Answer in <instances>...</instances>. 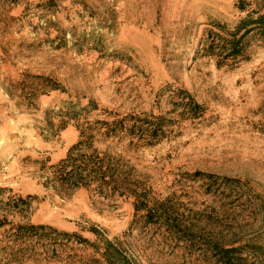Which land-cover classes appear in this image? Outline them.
<instances>
[{
  "label": "rangeland",
  "instance_id": "rangeland-1",
  "mask_svg": "<svg viewBox=\"0 0 264 264\" xmlns=\"http://www.w3.org/2000/svg\"><path fill=\"white\" fill-rule=\"evenodd\" d=\"M235 1L0 0V186L32 196L30 222L92 242L84 227L94 226L134 264H216L211 245L220 233L264 246V43L233 67L194 53L210 21L233 23ZM247 1L264 11V0ZM26 74L64 91L17 97L12 83ZM168 87L186 89L204 114L176 120L149 147L122 151L114 141L109 150L124 155L153 200L200 226L192 242L146 225L131 198L45 185L78 130L70 123L53 133L44 117L56 121L68 102L78 111L88 101L98 108L79 117L164 113ZM51 247L22 264H99L91 247Z\"/></svg>",
  "mask_w": 264,
  "mask_h": 264
},
{
  "label": "trees",
  "instance_id": "trees-1",
  "mask_svg": "<svg viewBox=\"0 0 264 264\" xmlns=\"http://www.w3.org/2000/svg\"><path fill=\"white\" fill-rule=\"evenodd\" d=\"M233 8V23L212 20L203 29L194 50L195 56L212 58L217 67H233L248 58L254 42L264 43V11L253 7L247 0H236ZM12 86L18 89L17 97L29 102L51 91H64L58 82L42 75L26 74ZM11 90L8 89L10 95ZM166 100L169 109L164 113L149 111L93 119L79 117L80 112L88 113L98 108L95 102L88 101L78 111L77 105L68 102L57 110L59 117H55L56 121H53L54 117H44L47 130L53 133L65 129L70 123H74L78 130V139L65 156L49 165L45 185L58 194H62L61 188L71 191L93 188L100 194L131 198L135 213L140 214L138 216L146 225H163L192 242L200 226L174 213L165 200H153L148 189L126 164L124 155L109 150V144L114 141L121 144L122 151L149 147L159 142L176 120L193 119L204 114L203 105L184 88L168 87ZM101 144L104 147L101 148ZM204 177L211 179L213 176L207 174ZM225 182L240 184L230 178H225ZM31 200V195L22 196L0 186V264H22L45 251L47 244L55 250V245L60 243L91 247L98 255L91 261L99 264H134L94 226L84 227L95 235L96 240L92 242L75 232L30 222L26 212ZM234 234L220 233L211 245L216 264H264V246L244 242Z\"/></svg>",
  "mask_w": 264,
  "mask_h": 264
}]
</instances>
